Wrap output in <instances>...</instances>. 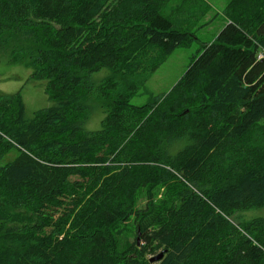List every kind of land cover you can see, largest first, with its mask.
Returning <instances> with one entry per match:
<instances>
[{
	"label": "trees",
	"instance_id": "obj_1",
	"mask_svg": "<svg viewBox=\"0 0 264 264\" xmlns=\"http://www.w3.org/2000/svg\"><path fill=\"white\" fill-rule=\"evenodd\" d=\"M207 0H0L11 62L52 105L0 93V264H264V0L226 22L165 92L131 99L196 39ZM108 74L93 83L101 69ZM102 104L84 129L86 100ZM163 252L156 262L150 258Z\"/></svg>",
	"mask_w": 264,
	"mask_h": 264
},
{
	"label": "rangeland",
	"instance_id": "obj_2",
	"mask_svg": "<svg viewBox=\"0 0 264 264\" xmlns=\"http://www.w3.org/2000/svg\"><path fill=\"white\" fill-rule=\"evenodd\" d=\"M228 0H207L209 12L195 30L196 39L188 46H179L169 55L155 72L148 78L145 86L131 99L133 104L143 103L150 92L160 93L167 91L172 84L186 69L190 57L195 54L203 43L210 42L226 22L223 9ZM5 42H0V93L12 94L20 91L24 102V112L26 117L33 115L37 109L52 105V100L44 92V80L34 79L30 76L31 69L22 62H11V50L18 49L27 43L34 44V39L21 34L4 35ZM108 74V70L103 68L91 75V81L99 82ZM87 104L88 117L81 126L87 130H95L100 127V119L103 116L102 104L92 96L85 101ZM264 122V119L262 120ZM16 154L15 149H9L6 155L0 160V165L11 160ZM252 214L264 217V206L255 208Z\"/></svg>",
	"mask_w": 264,
	"mask_h": 264
},
{
	"label": "water",
	"instance_id": "obj_3",
	"mask_svg": "<svg viewBox=\"0 0 264 264\" xmlns=\"http://www.w3.org/2000/svg\"><path fill=\"white\" fill-rule=\"evenodd\" d=\"M163 256V252H159L157 255H154L153 257L150 258V262H156L160 260Z\"/></svg>",
	"mask_w": 264,
	"mask_h": 264
},
{
	"label": "built area",
	"instance_id": "obj_4",
	"mask_svg": "<svg viewBox=\"0 0 264 264\" xmlns=\"http://www.w3.org/2000/svg\"><path fill=\"white\" fill-rule=\"evenodd\" d=\"M264 57V51H260L258 54H257V58L258 59H262Z\"/></svg>",
	"mask_w": 264,
	"mask_h": 264
},
{
	"label": "crops",
	"instance_id": "obj_5",
	"mask_svg": "<svg viewBox=\"0 0 264 264\" xmlns=\"http://www.w3.org/2000/svg\"><path fill=\"white\" fill-rule=\"evenodd\" d=\"M20 92V91H19Z\"/></svg>",
	"mask_w": 264,
	"mask_h": 264
}]
</instances>
